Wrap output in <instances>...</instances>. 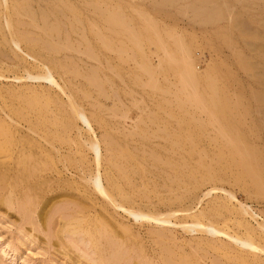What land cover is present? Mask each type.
<instances>
[{
    "label": "rangeland",
    "instance_id": "rangeland-1",
    "mask_svg": "<svg viewBox=\"0 0 264 264\" xmlns=\"http://www.w3.org/2000/svg\"><path fill=\"white\" fill-rule=\"evenodd\" d=\"M35 1L44 5L26 2ZM102 1L141 45L123 27L105 28V45H77L74 34L78 52L54 67L28 56L24 42L17 48L0 37V264H264V0ZM216 13L220 20L205 21ZM15 16L17 36L42 35V25ZM178 41L193 51L198 103L182 85ZM49 72L54 83L39 78ZM245 151L250 166L241 165ZM108 175L131 204L121 203ZM111 193L120 208L170 223L136 220L110 204ZM200 214L219 234L198 229ZM230 234L251 236L261 250Z\"/></svg>",
    "mask_w": 264,
    "mask_h": 264
},
{
    "label": "bare ground",
    "instance_id": "bare-ground-1",
    "mask_svg": "<svg viewBox=\"0 0 264 264\" xmlns=\"http://www.w3.org/2000/svg\"><path fill=\"white\" fill-rule=\"evenodd\" d=\"M27 0H0V22L1 21H5L6 25L3 27H0V37L3 40V42L5 43H9V44H13L15 46H17V48H20V45L22 42H24L27 45V49L29 52L28 56H31L32 58L35 57L36 55L38 56H42L46 59H48L50 61L51 64L54 65V67H57V64L55 63L57 58L61 55H64V57L68 56V53L71 51L74 52H78V50L76 49L77 46L74 44V42H78L77 45H82V46H88L92 43V41H99L102 42L103 45L105 41H108L109 39H107V35L105 34V28H109V30H112L114 33L117 34V28H122L125 29V32L129 31V38L131 39V41L134 42V44H136L138 46L139 43V37L136 35V33L134 31H132L131 29L128 30V25L125 22L124 18L120 15H118L117 11H115L113 9V12H111L109 9L106 8V5L103 3L102 0H82V1H77L74 2L72 5V2H67L66 0H41V2H44V5H40V2H32V3H28L26 2ZM114 1V0H113ZM159 1V0H158ZM167 2L171 1V0H166ZM165 1V2H166ZM107 2V1H106ZM177 2V1H175ZM35 3V4H34ZM171 4V2H169ZM198 3V2H197ZM202 3V2H201ZM204 3V2H203ZM122 4V3H121ZM212 4V3H210ZM222 4V3H221ZM41 7L43 10L42 12L40 11V13H38V10L35 9L36 11H31L30 8L31 7H36L38 6ZM109 5V4H108ZM114 5V3H113ZM187 6V5H186ZM202 6V5H201ZM30 7V8H29ZM111 7V6H110ZM119 7V5H118ZM193 6H189V8L187 7V9L190 11ZM207 7V5H206ZM205 7V8H206ZM226 7V6H225ZM113 8V7H112ZM203 8V7H202ZM263 8V7H262ZM119 9V8H118ZM186 9V11H187ZM204 9V8H203ZM208 9V8H206ZM2 10V12H1ZM204 11H206L204 9ZM193 12V9H192ZM212 12V11H211ZM229 12V11H228ZM185 13V12H184ZM190 13V12H189ZM194 13L196 14V17H203L201 14L203 13V10H196L194 9ZM214 13V12H213ZM225 13V12H224ZM23 14L25 16H28L30 18V23L29 26L35 27V28H39L41 25V29L43 31L42 35H39L38 37H27L26 35H16L14 30H15V26H14V16H23ZM193 14V13H191ZM216 17L215 15L207 17L206 15V19L205 21H207L208 23L210 21H214V20H220L221 16L219 13H216ZM229 15V14H228ZM231 16V15H230ZM16 17V16H15ZM229 17V16H228ZM233 17V16H232ZM17 18V17H16ZM20 17H18L19 19ZM150 20V19H149ZM24 22V21H23ZM146 22V21H145ZM4 23V24H5ZM150 23V22H147ZM212 23V22H211ZM156 24V23H155ZM154 24V25H155ZM204 24V23H203ZM23 25V24H22ZM152 25V24H151ZM153 25V26H154ZM150 27V26H149ZM153 28V27H152ZM151 28V29H152ZM18 29V28H17ZM135 30V29H134ZM150 30V29H149ZM8 31V32H7ZM17 31V30H16ZM41 31V30H40ZM110 31V32H112ZM136 31V30H135ZM19 33L21 31H18ZM157 32V31H156ZM9 33V35L7 34ZM144 33V32H143ZM158 33V32H157ZM74 34H76L77 36V40L75 41L74 38ZM10 37H8V36ZM156 35V33H155ZM117 36V35H116ZM141 37V36H140ZM175 37V36H174ZM173 38V37H172ZM127 40V39H126ZM129 41V40H128ZM159 41H161L159 39ZM109 42V41H108ZM158 42V41H157ZM163 42V41H162ZM160 43V42H159ZM179 43V47L181 49V61H182V85L183 88L185 87V91L188 88H191V92H190V101L193 100L196 103H198L199 101H202L201 99L203 97L202 94L199 92V86L201 85V80L200 77L197 75L196 73V69H195V59H194V55H193V51L190 47H188L187 45L182 44L181 41H178ZM177 43V44H178ZM23 44V43H22ZM141 45V44H140ZM136 46V47H137ZM110 47V46H109ZM139 48H142L141 46ZM165 48V47H164ZM26 49V50H27ZM166 50V49H165ZM81 51V50H80ZM87 51V50H86ZM24 52V51H23ZM46 52L48 54H46ZM94 52V51H93ZM86 53V52H85ZM22 54V53H21ZM94 55V54H92ZM24 56V55H23ZM27 56V57H28ZM83 56V55H82ZM87 56V55H86ZM261 56V55H260ZM26 57V58H27ZM63 57V58H64ZM81 57V56H80ZM30 58V57H29ZM34 58V59H35ZM40 58V57H39ZM61 58V57H59ZM73 59V58H72ZM36 60V59H35ZM74 60V59H73ZM58 61V60H57ZM59 63V62H58ZM39 64V62H38ZM42 64V63H41ZM176 64V63H175ZM181 64V63H180ZM36 65V64H35ZM45 65V64H44ZM60 65V64H59ZM68 65V64H67ZM43 66V65H42ZM41 66V67H42ZM46 67V65H45ZM48 67V66H47ZM50 67V66H49ZM48 67V68H49ZM61 68V65L59 66ZM58 67V68H59ZM64 67V66H63ZM52 68V67H51ZM66 68V67H65ZM148 68V67H147ZM72 69V68H71ZM43 70V69H42ZM65 70V69H64ZM79 70V69H78ZM77 70V71H78ZM146 70V69H145ZM48 71L51 72L50 69H48ZM67 71V70H66ZM72 71V70H71ZM49 72V74H50ZM150 75L152 74L151 71ZM75 73V72H73ZM72 73V74H73ZM46 74V75H45ZM43 74V76L39 77L41 79H43V81H48L50 83H54L55 80L52 79L51 74L49 75L48 73ZM96 73L91 71V74H89V81L91 83V85H93L96 88H100L101 90V86L96 78ZM45 75V76H44ZM181 76V75H180ZM79 77V76H78ZM87 78V77H85ZM153 79V78H152ZM204 79V78H203ZM38 80V79H37ZM206 80V79H205ZM87 81V79H86ZM154 82V81H153ZM102 83V81H101ZM104 85V82L102 83ZM156 84H158L157 80ZM212 85V84H211ZM157 88V87H156ZM182 88V87H181ZM99 90V91H100ZM104 91V90H103ZM77 92V91H76ZM102 92V91H101ZM187 92V91H186ZM185 92V93H186ZM184 93V94H185ZM182 94V93H181ZM217 94V93H216ZM188 96V95H187ZM209 96H211L209 94ZM186 97V96H185ZM188 98V97H186ZM71 100V99H70ZM73 100V98H72ZM212 100V99H211ZM188 102V100H186ZM214 101V100H213ZM231 101V100H230ZM73 102V101H72ZM204 102V101H203ZM206 102V101H205ZM232 102V101H231ZM261 102V101H260ZM192 103V102H191ZM72 104V103H71ZM200 104H202V102H200ZM231 104V103H230ZM260 104V103H259ZM73 105L74 102H73ZM206 105V104H205ZM215 105V103L213 104ZM197 106H200L197 104ZM202 106V105H201ZM204 106V105H203ZM76 109V106H74ZM73 107V108H74ZM212 107V106H211ZM215 108L217 106H214ZM78 108V107H77ZM202 108V107H201ZM260 108V107H259ZM70 109V108H69ZM203 109V108H202ZM206 109V108H205ZM214 109V108H213ZM218 109V108H217ZM77 111V109H76ZM80 119H82V121L84 122L85 125L88 126V128H90V124L88 123V120L82 115V112H79V110L77 111ZM211 115V114H210ZM213 117V115H212ZM220 125V124H219ZM221 127V126H220ZM224 127V126H223ZM222 127V128H223ZM26 130V129H25ZM37 130V129H36ZM92 130V129H91ZM223 130V129H222ZM224 131V130H223ZM222 131V132H223ZM18 132V130H17ZM225 132V131H224ZM226 134V133H225ZM19 135V134H18ZM22 136V135H21ZM93 136V135H92ZM227 136V135H226ZM107 137V136H106ZM23 138V137H22ZM17 139V137H16ZM54 139V138H53ZM58 140V139H57ZM232 141L235 140L234 138L231 139ZM24 141V140H23ZM110 141V140H109ZM108 141V142H109ZM112 141V139H111ZM235 142V141H234ZM24 143V142H23ZM236 143V142H235ZM234 143V144H235ZM240 143V142H239ZM96 144V142H95ZM109 144V143H108ZM98 145V143H97ZM114 145L111 143V146ZM242 145V144H241ZM109 146V145H108ZM237 146V145H236ZM243 146V145H242ZM98 147V146H97ZM100 149V147H99ZM236 149L238 150V148L236 147ZM95 151V150H94ZM252 151V150H251ZM254 152V151H253ZM98 153L97 151L95 152V154ZM115 153V152H114ZM239 153V152H237ZM249 153V152H248ZM99 155V154H98ZM97 156V154H96ZM123 156V155H122ZM117 157V156H116ZM100 158V156H99ZM114 159V158H113ZM121 159V158H120ZM125 159V158H124ZM204 159V158H203ZM251 154H247L246 151L244 152V154L241 155L240 157V161H241V165H245V166H250V162H251ZM123 160V159H122ZM157 160V158H156ZM220 160V159H219ZM181 161V160H180ZM201 161V160H200ZM215 161V160H214ZM254 161V160H252ZM128 163V162H127ZM202 164V162H200ZM198 164V163H197ZM218 165V164H217ZM115 166V165H114ZM113 166V167H114ZM167 166V164H166ZM171 166V165H169ZM116 167V166H115ZM182 167V166H181ZM120 168V167H119ZM206 168V167H205ZM124 169V168H123ZM134 169V168H133ZM186 169V168H185ZM114 171V170H113ZM253 175L255 172H252ZM65 175V174H64ZM66 176V175H65ZM211 176V175H210ZM256 175H254V180L255 179H260V177H255ZM63 177V176H62ZM61 177V178H62ZM104 177V176H102ZM126 178V177H125ZM108 182L110 185V189H112L113 192H115L118 197L121 198L122 202L121 203H125V204H131V200L125 195L124 191H122V189H120L119 185L116 183V180H114L112 178V176L108 175ZM211 179V178H210ZM65 180V179H64ZM86 180V179H85ZM120 180V179H119ZM105 181V180H104ZM262 180H260L259 183H261ZM59 182V181H58ZM118 182V181H117ZM263 182V181H262ZM259 185V184H258ZM264 185V183L262 184V186ZM94 186L96 188V190L98 191V193L100 192L101 195L107 196V190L105 189V187L102 184V178L100 173H97L96 176L94 175ZM261 187V186H260ZM59 188V187H58ZM57 188V189H58ZM264 189V188H263ZM80 190V188L78 189V191ZM58 191V190H57ZM56 191V192H57ZM83 191V190H82ZM85 191V190H84ZM109 192V191H108ZM80 193V192H79ZM83 193V192H82ZM114 193V194H115ZM211 193V192H210ZM86 194V193H85ZM109 195H112L109 194ZM108 195V196H109ZM208 195V193L206 194ZM88 196V195H87ZM113 196V195H112ZM112 196H109L108 201L110 202V204L114 205L115 207H119L118 206V201L117 199L119 198H114ZM131 196V195H130ZM100 197V196H99ZM103 197V198H104ZM183 197V196H182ZM48 198V197H47ZM50 199V198H49ZM106 199V198H105ZM176 199V198H175ZM53 200V199H52ZM100 200V199H99ZM120 200V201H121ZM47 201V200H46ZM106 201V202H108ZM96 202V201H95ZM179 202V201H178ZM45 203V202H44ZM43 203V204H44ZM48 203V201H47ZM105 203V202H104ZM109 204V203H108ZM49 205V204H48ZM96 205L98 206V204L96 203ZM45 206V205H43ZM73 206V205H72ZM122 206V205H121ZM132 206V205H130ZM47 207V206H45ZM94 207V206H93ZM147 207V206H145ZM99 208V207H98ZM45 209V208H44ZM61 209V208H60ZM93 209V208H92ZM95 209V208H94ZM122 210H124L125 212H127L131 217H134L136 220H141V219H146L148 221H154L157 223H162V224H166V223H170V220H167L161 217H157V215H149L151 212L148 211V214L143 213L142 211L137 212L134 209L133 210H126L123 208H120ZM149 209V208H148ZM188 209V208H187ZM59 210V208H58ZM115 210V209H114ZM190 210V208L188 209ZM227 210V209H226ZM243 210V209H242ZM184 211V210H182ZM192 211V210H190ZM248 211V210H247ZM117 212V211H116ZM246 212V210H245ZM244 212V213H245ZM44 213V212H43ZM42 213V214H43ZM191 213V212H190ZM201 213V212H200ZM243 213V212H242ZM77 214V213H76ZM181 214V213H180ZM161 215V214H160ZM187 215H191L189 214V211L187 213ZM47 216V215H46ZM96 216V215H95ZM162 216V215H161ZM164 216V215H163ZM194 216V215H193ZM193 216H191L193 218ZM253 216V215H252ZM63 217V216H62ZM61 217V218H62ZM212 217V216H211ZM254 217V216H253ZM91 218V217H90ZM167 218V217H166ZM205 216L203 214H200V216H196L194 217L196 224L198 225V229L199 227H202L204 229H207V231L213 236H215V234H219L220 230L214 229L213 227H209L212 226L210 225L209 221H207V223L209 224V226H206V224L202 221L205 220ZM92 219V218H91ZM76 221V220H75ZM80 221V220H79ZM78 221V222H79ZM147 222V221H146ZM202 222L205 224H202ZM246 222V221H245ZM77 223V222H76ZM144 223V222H143ZM56 224V223H55ZM161 224V225H162ZM64 225V223L62 224V226ZM81 225V223H80ZM168 225V224H167ZM195 225V224H194ZM75 226V225H74ZM102 227V226H101ZM65 228V227H64ZM64 228L62 230H64ZM71 228V226H70ZM201 228V229H202ZM216 228V227H215ZM227 228V227H226ZM87 229V228H86ZM191 230V227H189L188 225V229L187 230ZM193 229V228H192ZM199 229V230H201ZM164 230V229H163ZM189 230V231H190ZM222 230V229H221ZM223 231V230H222ZM76 232V231H74ZM160 232V231H159ZM192 232V230H191ZM194 232V231H193ZM206 232V230H205ZM68 233V232H67ZM71 233V232H70ZM208 234V233H207ZM229 234V233H228ZM101 235V234H100ZM104 235V234H103ZM156 235V234H155ZM236 235V234H235ZM229 238H232V240L234 242H236V245L240 244V246L242 245V247L245 248H250L252 250H257V248H260V246H255L254 242H253V238H246V239H242V238H235L233 237L231 234L228 235ZM238 236V235H237ZM88 237V236H87ZM159 237V236H158ZM247 237V236H246ZM100 240V239H99ZM232 241V242H233ZM166 242V241H165ZM120 245V244H119ZM112 246V245H111ZM163 248V247H162ZM223 248V247H222ZM180 249V248H179ZM214 249V248H213ZM170 250V249H169ZM261 250V248H260ZM124 251V250H123ZM167 251V249H166ZM165 251V252H166ZM197 251V250H196ZM170 252V251H169ZM257 252V251H256ZM171 254V253H169ZM69 255V254H68ZM112 255V253H111ZM124 255V254H123ZM175 255V253H174ZM179 256V255H178ZM112 257V256H111ZM115 257V256H113ZM172 257L173 254H172ZM97 258V257H96ZM169 258V255H168ZM167 258V259H168ZM73 259V258H72ZM166 259V260H167ZM187 259V258H186ZM165 260V261H166ZM171 259L169 258V261ZM179 260V259H178ZM177 260V261H178ZM181 260V259H180ZM179 260V261H180ZM199 260V259H198ZM110 261V260H109ZM118 261V260H117ZM106 262V261H105ZM173 262V260H172ZM182 262H184V264H186V262L184 260H182ZM181 262V263H182ZM203 262V261H202ZM109 263V262H108ZM111 263V262H110ZM167 263V262H166ZM169 263V262H168ZM171 263V262H170ZM169 263V264H170ZM176 263V262H175ZM179 263V262H178ZM177 263V264H178ZM188 264V263H187ZM212 264H217L216 262H213ZM219 264H222L219 263Z\"/></svg>",
    "mask_w": 264,
    "mask_h": 264
}]
</instances>
